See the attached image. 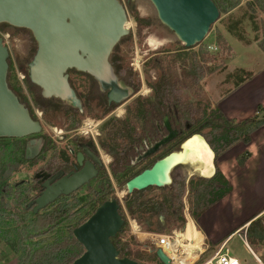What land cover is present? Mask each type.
<instances>
[{"label":"trees","instance_id":"16d2710c","mask_svg":"<svg viewBox=\"0 0 264 264\" xmlns=\"http://www.w3.org/2000/svg\"><path fill=\"white\" fill-rule=\"evenodd\" d=\"M213 2L220 13H228L241 4V0H213ZM246 7L239 19L229 22L226 30L238 41L248 45L250 42L245 37L243 23L248 20L254 26V31L260 30L257 12L264 11V0H250ZM129 8L140 24L146 23L138 17L132 7ZM219 41H222L221 37ZM187 49L189 48L185 46L182 48L185 51ZM203 50L206 56L207 47L204 46ZM196 56H198L196 53H192L193 59L191 58L187 66L186 58H182L185 66L182 69L181 80L176 79L165 69L164 58H155L152 64L153 67L161 70V76L156 82L149 84L152 95L145 99H137L134 106L127 109L123 121L108 122L99 134V142L104 152L113 158L110 165L112 174L119 188L124 189L128 181L150 169L156 161L179 150L185 140L195 134L203 135L214 152L216 171L209 178L193 175L189 180V214L193 220L198 221L212 207L232 194L233 185L218 167L217 162L232 146L239 143L249 145L252 142L253 133L264 127V106H258L254 117L240 123L229 120L219 108H209V110L194 108L193 104L184 100L180 84L184 87H187L188 82L197 85L202 79L203 68L200 67ZM176 57L181 58V55ZM208 60L209 58H206L205 62ZM8 63V85L37 121L38 119L28 106V100L21 86L12 78L11 73L14 69L10 59ZM25 73L28 85L41 91L31 82L28 72ZM244 80L238 77V80L233 82L234 89L242 85ZM71 87L74 89L72 83ZM136 90H133L130 96ZM35 100L37 105L46 101L41 93ZM81 104L84 108L85 102L82 101ZM112 109L107 111L110 112ZM78 110L79 108L69 107V112ZM107 111L105 114H108ZM69 112H66V115ZM198 115L200 116L197 117ZM77 116L74 113L67 117L72 119L70 125L72 128L81 126L80 122L75 120ZM32 137L44 138L41 134L30 138ZM44 139L46 142L41 153L30 158L26 154L28 139L0 138V237L6 244H14L18 264H73L85 252L84 247L74 237L75 229L83 225L100 206L108 201L116 200L120 205L119 211L123 219L125 214L118 198H111L114 190L107 177L105 166H102V173L96 179L98 189L93 190L92 187L86 189L88 193L80 198H77L75 193L70 196L69 199L73 201L68 204H61V200L66 199L68 195L58 197L36 212V200L46 191L44 181L50 180L53 175L45 174L40 168L34 174V188L29 182L11 180L25 167H34L37 162L44 161L46 157L44 154L49 151H54L52 159L57 158L56 145L47 137ZM90 141L95 145L93 140L90 139ZM250 157L249 152L244 154L239 159V165L244 167ZM151 189L126 195L125 207L129 215L150 233L163 234L168 224L186 226L183 202L187 192L185 184L174 182L171 187L162 188L161 190L167 193L158 199H148L144 196ZM34 191L37 193L36 197H32ZM11 203L14 204L18 213L9 211ZM49 208L53 210L43 214ZM161 217H164L165 221H162ZM250 222V226L246 225L249 226L247 232L249 243L257 245L264 242V216ZM121 234L122 232L112 239L121 258H129L139 264H147V262L163 264L156 255L157 250L152 254L150 250L140 249L138 244L132 247L129 242H124L120 237ZM37 240L40 241L36 242ZM37 243L39 245H36Z\"/></svg>","mask_w":264,"mask_h":264},{"label":"rangeland","instance_id":"374dc122","mask_svg":"<svg viewBox=\"0 0 264 264\" xmlns=\"http://www.w3.org/2000/svg\"><path fill=\"white\" fill-rule=\"evenodd\" d=\"M120 1L125 5L128 12L127 24H129L128 29L130 33L128 36L123 37L115 47L112 52L111 60L116 66L119 78L122 80V85L131 87L132 91L135 89L137 90L133 93L131 98L110 113L104 105L100 106L103 104L102 99L99 98L96 100V96L97 98L98 96L100 97V93L96 91V87L91 79L84 74L71 71L70 80L78 95L85 102L84 113L78 115L75 120L80 122V129L84 126L83 129L89 132L91 140L94 141L96 147L99 149L102 162L104 166H106L105 168H107V177L114 190L111 198L117 197L121 206H125V197L127 195L126 186L124 189L119 188L110 167L113 158L104 152L99 142V134L102 133L105 125L112 120L123 121L127 113L125 111L128 108H132L137 99H145L152 95L149 84L151 82H156L161 76V70L157 67H153L152 64L153 60L158 57L164 58L166 61L164 64L166 66L165 69L176 79L181 80L182 69L185 64L187 66L188 63L191 62V58L193 59L192 53L198 55L196 56V60L200 67L203 68L204 72L203 77H201L202 79L197 85L188 82L187 87H184L180 84L184 100L193 104L194 108L201 110L219 108V104L222 103L223 100L225 101L235 90L242 88L251 81H253L254 84L250 85L252 88H250L251 94L249 96L256 98V88H264V11L258 10L257 12L260 26L259 31H254V26L248 20L243 23L244 34L250 44L247 45L238 41L226 30V26L230 21L237 20L242 16L247 8L246 4L250 1L241 0V4L237 8L230 10L228 13H220V19L211 27L206 39L202 43L185 51L182 50L185 45L179 40L176 34L161 23L158 18V12L151 1L130 0V3H128L129 0ZM129 7H132L138 17L145 20L146 23L140 24ZM0 31L7 32L11 36L8 48L10 51L9 59L14 69L11 73L12 78L21 86L23 94L28 100V106L33 114L36 116V111L39 114L43 113L41 123L44 129L41 135L43 137L46 136L56 145L58 151L59 148L66 146V141L63 140L62 137L66 135L70 137L73 135V132L67 134L66 131L79 128H72L70 126L72 119L67 118L65 115L66 112H69V106L67 105L72 103V99H69L67 102L46 99V101L37 105L35 98L40 96L41 91L33 86H29L27 82L21 79V76H25V72H28V65L32 62L37 53V42L32 33L26 29L14 28L7 24H3L0 26ZM219 37L222 38V41H219ZM240 43L243 46L251 45V53L242 54V52H237L236 49ZM204 46L207 47L208 53L206 56L203 50ZM237 53H239L240 57H238ZM178 55H181V58L176 57ZM204 56L209 58L207 62H205L206 58H204ZM182 58H186L185 64ZM238 77L244 78L245 80L242 85L234 89L233 82H236ZM22 99L25 101L23 97ZM228 104H233V107H235L233 99H228ZM236 104L239 103L237 102ZM106 111L108 114H105ZM199 116L200 115L197 117ZM31 139L33 138H29L27 141ZM206 141L208 143L207 139ZM247 146L248 145L243 143L232 146L222 154L217 162L226 178L230 180V182H233L236 190L232 196H228L224 201L219 203L217 207L205 214L204 217L200 218L198 221H193L196 225H194L195 232L199 230L204 237V250H206V253L198 264H204L206 261L212 259L222 248L229 250L231 255L237 257L242 264H259L257 259H261L264 262V242L257 245H251L249 243L247 238L249 227L246 226L249 222H245L257 211V209H259L260 205L264 204V169L262 164L259 168L260 173H257V181H254L251 179L255 177L253 171L246 172L238 168V166L240 168L246 166L245 164L244 167H241L239 165V159L244 156V154L250 153L249 150H252L251 148L248 149ZM51 156L52 157L48 159V163H52V161L55 160L52 159L54 151ZM42 163L41 160L37 162L34 167H25V169L15 174L11 181L29 182L31 187L34 188V174L43 166ZM201 165L202 164H199V166ZM214 169L216 170L215 163ZM212 171L209 169V175ZM88 174L89 173H87V175ZM193 175L205 177L200 171H197V166H193V164L180 166L172 173L173 183H183L187 189L183 197V202L185 204L184 216L190 211L188 208L190 207L188 185ZM79 179L81 180V175L75 174L69 178L63 179L52 187H56L54 190L60 189L63 192L69 191L75 187L74 185L79 182ZM92 188L93 190L98 189L97 184H94ZM87 193V190H81L77 196L80 198ZM166 193L161 189L152 188L147 191L144 196L148 199H158ZM36 196V191L32 192V197ZM52 210V208H49L44 211L43 214ZM9 211L11 213H18L13 203H11ZM124 220L126 224L120 236L124 242H129L132 247L138 244L140 249L150 250L149 252L152 254L157 248L155 241L151 239V235L169 234L175 230L182 231L186 227L168 224V228L163 234H156L147 232L146 229L137 222L143 235L136 237L131 232L130 224L126 216ZM161 220L165 221L164 217H161ZM212 230L214 232H211ZM228 239L230 240L228 241ZM36 245L39 244L37 243ZM13 246L14 244H6L0 237V264H18L17 255ZM147 264L150 263L147 262Z\"/></svg>","mask_w":264,"mask_h":264},{"label":"water","instance_id":"95a60500","mask_svg":"<svg viewBox=\"0 0 264 264\" xmlns=\"http://www.w3.org/2000/svg\"><path fill=\"white\" fill-rule=\"evenodd\" d=\"M149 1L154 4L161 23L189 49L202 43L220 19L213 0ZM127 23V9L119 0H0V24L29 30L37 42V53L29 64L31 82L42 90L43 98L72 99L71 104L77 108H81V102L69 83V71L75 69L112 84L114 75L109 58L121 39L129 35ZM9 57V48L0 37V138L25 139L39 135L43 130L41 122L31 117L8 85ZM129 97L125 94L124 100ZM195 138H202L214 155L206 139L195 134L181 144L179 151L171 152L128 181L126 194L171 187L173 171L190 164L191 154L187 149ZM31 144L36 147L29 145L27 153H38L40 141ZM75 174L81 175V180L69 191L54 190L56 187L47 183L46 191L36 200L35 211L45 208L61 194L77 190L96 171L91 166ZM119 210L116 200L108 201L74 230V237L85 252L73 264H139L121 258L112 242L125 224ZM156 255L163 264H171L161 249Z\"/></svg>","mask_w":264,"mask_h":264},{"label":"flooded vegetation","instance_id":"af4514ba","mask_svg":"<svg viewBox=\"0 0 264 264\" xmlns=\"http://www.w3.org/2000/svg\"><path fill=\"white\" fill-rule=\"evenodd\" d=\"M111 56H112V54H111ZM111 56L109 58V63L112 67L113 75H114V80H113L112 84L109 83L110 81L109 82L106 81L103 83L100 80H98L97 78H95L94 76H92L88 73L80 72V71L75 70V69L69 71V72L75 71V72L84 74L85 76H87L89 79L92 80V82L94 83V85L96 87V91H99V93H100L99 94L100 97L98 96V98H97V96H96V100H98L99 98L102 99L103 104H101L100 106L104 105L106 109L113 108L112 111H110V113H112L116 108H118L124 102H126L129 98H131L130 95L132 93L131 87L122 85V83H121L122 80H120V78H119L118 71L116 70V66L114 65V62L111 60ZM28 77H29V65H28ZM26 79H27V75L24 76L23 81L26 82ZM29 79H30V77H29ZM70 81L71 80H70V73H69V83L71 85ZM41 94H42V90H41ZM76 94H77V98L82 103L83 99L78 95L77 92H76ZM125 94H128L130 96L127 100H124ZM47 100H58L61 102H67V101H62L60 99H56V98H49ZM67 106L70 107L73 105L70 103ZM81 106H82V104H81ZM74 108H77V107H74ZM125 112H127V110ZM74 113H76L77 115H81L84 113V108H82V107L79 108V110L77 112H73V111L69 112L68 115H72ZM114 113H116V112H114ZM30 115H31V112H30ZM68 115H66V117H68ZM31 117L33 118L32 115H31ZM42 117H43V113H42ZM36 118H37V116H36ZM37 121H40V120L38 119ZM42 127H43V125H42ZM42 132H43V130H42ZM71 132H73L72 136L69 137L66 135V136L62 137V139L66 141L65 142L66 146L59 148L58 151H57V146H56V152H58V155L57 154L55 155V156H57V158L54 161H52V164L48 163V159L50 157H52L51 155H52L53 151H49V152L44 154L46 157L44 158V161H42L43 166L41 167V169H42L41 171L44 172L45 174L49 173L50 175H53V177L51 176L52 178L50 180H48L46 182L44 181V185L46 186V184L49 183V185L52 186V185L62 181L64 178H69V177L73 176L75 173H78L84 169H90L91 166L96 171V175H94L91 179H89L80 188L69 193L68 197L65 194H61L59 196L60 198L62 196L63 197L66 196V199L61 200V204H63V203L68 204V203L72 202L73 200L69 199L70 196H73L75 193L77 195L81 190H86V189H90L91 187H93V185L96 184V179L102 173V166L104 167V164H103L102 159L100 157L99 149L96 147V145H93L90 141L91 137L89 136V132L84 134L83 132H86V131L83 129H80V127L78 129H75V130L71 129V130L66 131L67 134H70ZM30 137L25 138V139H29ZM44 138H33V139L27 141V144H28V146L30 145V146L36 147V145L31 144V142L40 141L39 152L41 153V149H42V147H44L45 142H46V140ZM38 153L34 154V153L30 152L29 154L28 153H26V154H27V157L34 158V157H36V155ZM48 155H49V157H48ZM48 164H49V166H48ZM44 166H48V167H44ZM77 198H78V196H77ZM122 231H123V229H122Z\"/></svg>","mask_w":264,"mask_h":264},{"label":"crops","instance_id":"0c3cea01","mask_svg":"<svg viewBox=\"0 0 264 264\" xmlns=\"http://www.w3.org/2000/svg\"><path fill=\"white\" fill-rule=\"evenodd\" d=\"M250 46H243L240 43L239 46H237L236 51L237 52H242V54L251 53L252 48ZM237 54H238V57H240L239 53H237ZM252 84H254L253 81H251L248 84L244 85L242 88L237 89L238 91L235 90L234 93L230 97H228L225 101L223 100V102L219 104V109L223 112V114L229 120H232V121H235L237 123H240V122H242V121H244V120H246L248 118L254 117L256 115L257 108H258L259 105H263L264 106V88H259V89L256 88V94H257L256 98L250 97L249 96L251 94L250 93V88H252V87H250V85H252ZM228 99H233V101L235 103V107H233V104H228ZM237 102L239 104H236ZM247 147H248V149H250V148L252 149V150H249L250 153H251V157L248 159V161L246 163V166L244 168H240L239 166H238V168L240 170H243V171H246V172L253 171L255 177L251 178V179H253L254 181H257V173L258 174L260 173L259 172V168L261 167L262 164H263L262 166H263V169H264V127L259 129L258 131H256L252 135V142ZM231 184L233 185V192L231 194V196H232L234 194L235 190H236V187L233 184V182H231ZM218 205H219V203L217 205H215L214 207H212L205 214L210 212L212 209H214ZM204 215L202 217H204ZM263 215H264V204L260 205L259 209H257V211L254 212L252 214V216L250 218H248L245 222H249L248 224L250 225V223H251L250 221L252 219H254V218L257 219V218H259V217H261ZM247 227H249V226H247ZM211 232H214V231L212 230ZM197 233L199 234L200 231L197 232ZM202 237H203V235H202ZM230 239H228V241ZM227 242H226V244H227Z\"/></svg>","mask_w":264,"mask_h":264},{"label":"bare ground","instance_id":"6f19581e","mask_svg":"<svg viewBox=\"0 0 264 264\" xmlns=\"http://www.w3.org/2000/svg\"><path fill=\"white\" fill-rule=\"evenodd\" d=\"M127 28H129V24H127ZM188 147L187 151L191 154L189 157L190 164L197 166V171H200L203 176L211 177L214 174V163L212 162L214 155L205 141L202 138H195ZM199 164L202 165L199 166ZM209 169L213 170L210 175ZM193 225H195L193 220L189 221L185 229L178 234L176 247L182 251L181 254L183 255L177 259V264H194L199 259V253L204 250V238L199 235L200 233L195 232ZM133 234L136 237L143 235L138 225L133 224Z\"/></svg>","mask_w":264,"mask_h":264},{"label":"built area","instance_id":"2783aa9c","mask_svg":"<svg viewBox=\"0 0 264 264\" xmlns=\"http://www.w3.org/2000/svg\"><path fill=\"white\" fill-rule=\"evenodd\" d=\"M0 37L3 39L4 45L8 47L9 40L11 38L10 34L4 31H0ZM21 77V79L24 80V75H22ZM35 114L37 118L41 121L42 114H39L37 111ZM83 127L84 126H82L81 129H83ZM83 133L86 134L87 132ZM122 208L124 210L126 219L130 224L131 232L133 234V224L138 225V223L134 218L130 217L124 205L122 206ZM186 220V226L188 225L189 221L193 220L188 212L186 213ZM182 231L175 230L169 234L151 235V239L155 241L157 250L161 249L165 253V255L171 260V264H177V259L183 255L181 254L182 251L176 247V244L178 243V234ZM205 253L206 250L200 252L199 259L194 264H198V262L201 260ZM257 261L259 264H264L261 259H257ZM204 264H242V262L237 257L232 256L229 250H225L224 248H222L212 259L206 261Z\"/></svg>","mask_w":264,"mask_h":264}]
</instances>
